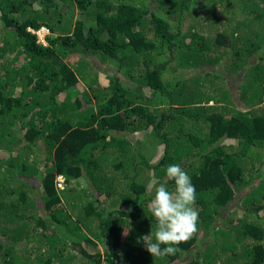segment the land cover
Segmentation results:
<instances>
[{"label": "trees", "instance_id": "obj_1", "mask_svg": "<svg viewBox=\"0 0 264 264\" xmlns=\"http://www.w3.org/2000/svg\"><path fill=\"white\" fill-rule=\"evenodd\" d=\"M67 1L0 0V264H264V0ZM169 164L199 230L158 258Z\"/></svg>", "mask_w": 264, "mask_h": 264}, {"label": "clouds", "instance_id": "obj_2", "mask_svg": "<svg viewBox=\"0 0 264 264\" xmlns=\"http://www.w3.org/2000/svg\"><path fill=\"white\" fill-rule=\"evenodd\" d=\"M28 30L36 35L37 42L47 44L46 36L51 34L47 27ZM37 31H43L46 43L38 41ZM165 173L167 181L173 182V188L169 190L166 183L155 187L148 210L155 217L156 226L149 234L138 238L145 250L158 258L175 255L180 250L178 245L191 239L199 230V213L194 206L196 190L191 177L179 164H169ZM122 235L127 236L128 229Z\"/></svg>", "mask_w": 264, "mask_h": 264}, {"label": "rangeland", "instance_id": "obj_3", "mask_svg": "<svg viewBox=\"0 0 264 264\" xmlns=\"http://www.w3.org/2000/svg\"><path fill=\"white\" fill-rule=\"evenodd\" d=\"M58 1V7H59V9L61 10V11H65L66 9H67V7L69 6V7H72V6H76L74 3H71V2H68L67 0H57ZM204 6L203 5H195L194 6V8L196 9V11H198V10H201L202 8H203ZM239 8H241V6L239 7ZM237 14H239V15H244V13L242 12V11H240V12H237ZM63 18H66V17H63ZM40 30H42V29H40ZM37 33V38H38V41H41V42H43V43H46L45 42V39H44V34H43V31H37L36 32ZM88 59V58H87ZM88 62H89V65L90 66H86V69H88V70H90V74H92V75H94L95 73H97L96 71H95V67H96V65L92 68L91 67V58H89L88 59ZM238 80L237 81H239L240 79L239 78H237ZM98 80L99 81H102V82H105V78L103 77V73H99L98 74ZM87 81H89V79H85V77L81 80V82L83 83V85H85V82H87ZM79 85V84H78ZM152 151V154L151 153H148V156H150V157H152L153 159L154 158H156L155 156H157L158 154H159V152H160V149L158 148V147H156V148H154V151L153 150H151ZM259 170H261L262 172H264V161L263 162H261V163H257L256 165H255ZM263 176H264V174H263ZM251 182H252V180H251ZM253 182H255V181H253ZM256 183V182H255ZM249 188L251 189L252 187L251 186H249ZM245 192V190L243 189V190H241V192H239V193H237V199H234V203L231 205V206H229L228 208L227 207H224V209H222L221 211H220V213H219V218H218V221H219V223L221 222L220 221V218H221V213H224L225 211H228V212H230L231 211V213H233L234 215H236V214H240V212L239 213H237V211L238 210H242V209H240V208H243V205H241V203H240V199L241 198H239L240 196H239V194L240 193H244ZM262 201L264 202V194H263V196H262ZM238 209V210H237ZM258 215H259V217L261 218V222L262 223H264V210H260L259 211V213H257ZM201 243H203V241H200ZM189 254L192 256L193 254L192 253H190L189 252ZM188 261V260H187Z\"/></svg>", "mask_w": 264, "mask_h": 264}]
</instances>
